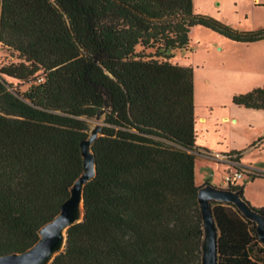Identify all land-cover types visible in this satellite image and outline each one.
<instances>
[{
	"label": "trees",
	"instance_id": "trees-1",
	"mask_svg": "<svg viewBox=\"0 0 264 264\" xmlns=\"http://www.w3.org/2000/svg\"><path fill=\"white\" fill-rule=\"evenodd\" d=\"M195 25L264 39V27L234 29L192 0H0V44L16 59L0 66V255L32 246L59 212L99 117L83 217L50 264H201L193 69L172 62ZM231 102L264 111V82ZM211 210L216 264H262L249 253L264 244L255 223L228 202Z\"/></svg>",
	"mask_w": 264,
	"mask_h": 264
},
{
	"label": "crops",
	"instance_id": "crops-1",
	"mask_svg": "<svg viewBox=\"0 0 264 264\" xmlns=\"http://www.w3.org/2000/svg\"><path fill=\"white\" fill-rule=\"evenodd\" d=\"M243 4H245L244 8ZM192 5L195 13L208 15L236 29L256 30L263 26L260 25L259 28L258 26H242V15L247 21L249 8L252 12L255 8H260L262 9L261 15L264 17V0H192ZM234 20L237 22L233 23ZM189 37L188 47L176 50L172 62L181 66H191L193 69L195 145L198 148L194 166L195 184L202 186L208 182L221 188L226 185L220 184L222 181L216 176L221 177L224 169L237 167L238 169L250 168L264 171V160L256 161L245 154L253 149H264V130L261 132L252 130L249 143L242 145H236L235 141L229 142V134L224 130L225 125L229 124L230 132L246 135L247 128H244L237 114L248 113L264 119V111L248 109L231 103L229 108H221L222 114L218 120L212 117L213 111L224 106L203 102L197 110L196 76L199 71L207 75H216L234 70L248 75L249 80H255L248 90L261 86L264 82V39L247 43L237 42L200 25L191 27ZM207 82L210 85V81L207 80ZM252 143H254L253 146H251ZM231 151H240V158L218 160L214 157V154H230ZM232 155L235 156V154ZM197 169L199 170L198 181ZM238 185L243 186V197L251 206L264 208V178L247 176ZM249 253L253 260L264 264V244L257 242L249 249Z\"/></svg>",
	"mask_w": 264,
	"mask_h": 264
},
{
	"label": "water",
	"instance_id": "water-1",
	"mask_svg": "<svg viewBox=\"0 0 264 264\" xmlns=\"http://www.w3.org/2000/svg\"><path fill=\"white\" fill-rule=\"evenodd\" d=\"M99 118V117H95ZM102 122L90 128L80 142L83 170L70 187L69 196L63 201L55 217L41 226L38 240L22 252L0 255V264H50L66 245L67 229L83 217V189L96 174L95 154L92 145L100 135ZM211 201L228 202L247 219L255 223V230L264 243V215L254 210L243 199L240 190L220 188L210 183L198 188L197 202L202 219L201 264H216L218 229L211 210Z\"/></svg>",
	"mask_w": 264,
	"mask_h": 264
},
{
	"label": "rangeland",
	"instance_id": "rangeland-1",
	"mask_svg": "<svg viewBox=\"0 0 264 264\" xmlns=\"http://www.w3.org/2000/svg\"><path fill=\"white\" fill-rule=\"evenodd\" d=\"M244 5L245 4L242 5L243 8H244ZM261 14H262V9L255 8V10L252 12V10L249 8L247 21H245L244 15H242V18H243L242 26H246V27H251V26L257 27L258 26L259 28L260 25H263L262 26L263 28L264 27V17ZM261 16H262V19H260ZM236 22L237 20H234L233 23H236ZM226 25L230 26L229 24H226ZM237 30H240V29H237ZM243 30L248 31L251 29H248V30L243 29ZM146 51L153 52L152 49H149ZM13 61H16L15 57L11 56L10 53L7 51V49L1 46L0 44V66L2 64L13 62ZM248 78H249L248 75L243 74L240 71H234V70L222 72L216 75H207V73L199 71L197 73L196 81H195V86H196V91H197V110H199L200 105L203 104V102L205 104L224 106V107H219L218 110L213 111L212 117L217 118L219 120V117L222 114L221 108H229L230 104L232 103L231 102L232 94L234 93L239 94V93H244V92L249 91L248 90L249 86L253 84L255 80L254 79L249 80ZM5 79L8 82H12L14 86L17 85L16 80H12L9 78H5ZM207 80L210 81V85L208 84ZM27 86L28 84H21L18 86V88L20 91H23L27 88ZM237 115L239 119L242 120V123H243L242 125L244 126V128H247V134L242 135L239 132L238 134L230 132L229 124H226L225 125L226 129L224 130L227 131V133L229 134V137H228L229 142L235 141L236 145H242L249 141V137L251 136V133L253 132L252 130L260 131V132L264 130V119L257 118L254 115H251L248 113H242V112L238 113ZM88 122H89L90 128H92L98 122H102V120L101 118H92V119H89ZM250 125H251V128H249ZM245 154H248L247 155L248 158L254 159L256 161L264 160V149L262 150L253 149L251 151L246 152ZM227 170L228 169H224L223 171L225 172ZM216 177L217 179L220 178V180L222 178V176L220 177L219 175ZM246 178L247 176L245 175L243 178L239 179L237 182V185L239 183H242ZM198 180H199V170L197 169V181ZM220 184L225 185L223 182H221ZM227 187L228 186L221 187V188H227Z\"/></svg>",
	"mask_w": 264,
	"mask_h": 264
},
{
	"label": "built area",
	"instance_id": "built-area-1",
	"mask_svg": "<svg viewBox=\"0 0 264 264\" xmlns=\"http://www.w3.org/2000/svg\"><path fill=\"white\" fill-rule=\"evenodd\" d=\"M215 159L218 160H230L232 158H235L232 154H214ZM255 170H252L250 168L246 169H238L237 167L229 168L227 171H225L222 175L221 181L226 186H234L237 185V182L239 179L243 178L245 175L248 176L249 174H252Z\"/></svg>",
	"mask_w": 264,
	"mask_h": 264
}]
</instances>
